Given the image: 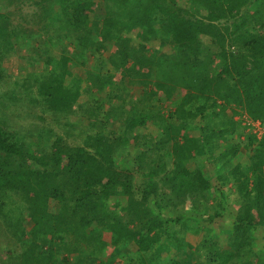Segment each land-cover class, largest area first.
I'll return each mask as SVG.
<instances>
[{"label":"trees","instance_id":"1","mask_svg":"<svg viewBox=\"0 0 264 264\" xmlns=\"http://www.w3.org/2000/svg\"><path fill=\"white\" fill-rule=\"evenodd\" d=\"M258 122L264 0H0V264H264Z\"/></svg>","mask_w":264,"mask_h":264},{"label":"rangeland","instance_id":"2","mask_svg":"<svg viewBox=\"0 0 264 264\" xmlns=\"http://www.w3.org/2000/svg\"><path fill=\"white\" fill-rule=\"evenodd\" d=\"M25 9L22 11V12H18L15 14V22L19 23L20 21H22V17H26L28 21H30L32 19V16L35 14V12H38L36 8L30 6L29 5H25ZM13 12H17L18 9L17 8H13L12 10ZM27 21V23H28ZM22 23H25V21H23ZM25 26H28L26 23L24 24ZM26 48L25 49H22V48H18L17 49V55H13L12 57H10L8 60H7V63L6 65L4 66L5 69H6V73L8 72V74L10 75H18L19 74V70H20V65H23L25 66L26 65V59H21L19 56H24V55H29L30 56V53L29 51L31 50H34L32 48H36L38 47L37 50L41 51L44 50L41 46H43V42H42V39L41 37L37 36L36 38L34 39H28L26 41ZM31 47V49H29V47ZM157 47V46H156ZM73 48H75L73 46ZM29 49V50H28ZM155 49V48H154ZM215 49V48H214ZM168 51V50H166ZM61 51L59 50H54L51 52V55L52 54H55L56 56L59 57ZM69 55H73L72 53V50L69 49ZM95 64V58L94 57H88V62H87V65L84 67V68H77L75 70V76H85L87 75L90 71H93V66ZM215 64H216V61H215ZM73 75V76H74ZM108 90L104 92L103 96H106ZM102 97V96H101ZM89 99L88 97H84L83 100H82V103H85L87 104L89 102ZM231 107H235V104H231ZM243 117V122L245 125L249 124V117L246 115V113H244V115H242L241 117L240 116H236L235 117V120L238 121L240 120L241 118ZM28 121L25 120L24 123H27ZM202 124V123H201ZM256 126L257 128L255 129L256 130V133L258 134L259 138H264V129L262 127V125L260 126L259 123H256ZM194 134L196 136H199V132L198 130H195L193 131ZM209 132V131H207ZM246 132V134H245ZM244 132V134L242 135L241 137V140L243 141H247V136L250 135L251 131L250 130H246ZM253 132V131H252ZM210 133V132H209ZM237 139L234 138V141H236ZM74 143V142H73ZM210 148H214V146H210ZM208 150H212V149H208ZM214 152V151H213ZM212 152V153H213ZM253 153V152H252ZM220 153H218L217 155H215V157L219 156ZM248 156H251V152L249 151H244L242 153H240L239 155V158L237 159L238 160V164H246V162H249L250 158ZM212 163L208 166V170H210V174H211V177H212V181L214 182L215 186L218 188H222V185H221V181L220 180H217V176L213 173V168L216 167L218 165V163L214 164L215 163V160H212L211 161ZM220 185V186H219ZM231 190V194L229 196V199L227 201H229L227 204V210L224 212V219L220 220L218 223H215L212 228L214 229V232H213V236H216L217 233H221L223 231L226 230L227 227H232L230 226L231 225V222H234L235 221V217L237 215V208L239 206V202H238V198H237V195L236 193L234 192V189L231 188V186L229 185V188ZM213 195H215V192L213 193ZM216 195H219V193H217ZM237 200V201H236ZM183 200H180V202H182ZM112 204V203H111ZM184 206L182 204H179V209L180 211H183V213L186 211L184 208ZM187 212V211H186ZM187 220V219H186ZM202 227V226H201ZM211 227V226H208V228ZM261 233L259 232V234L261 235H258L260 238H257L255 239L254 241V248L257 250V259L258 262H261L263 259H264V240L262 239V235L264 234V230H260ZM203 234V233H202ZM219 235V234H218ZM228 236H232L231 233L229 232L228 233ZM264 236V235H263ZM189 240L193 243V244H197L201 238V234L199 235H193V234H189L188 236ZM111 252V250L109 251V253ZM4 252L2 251L1 247H0V255H3ZM230 264H236V261L234 263H230Z\"/></svg>","mask_w":264,"mask_h":264},{"label":"clouds","instance_id":"3","mask_svg":"<svg viewBox=\"0 0 264 264\" xmlns=\"http://www.w3.org/2000/svg\"><path fill=\"white\" fill-rule=\"evenodd\" d=\"M258 123H259V122H258ZM259 124H260V123H259ZM255 125H256V123H255ZM260 126H261V124H260ZM256 128H257V127H255V129H256ZM255 129L253 130L254 133H256V130H255Z\"/></svg>","mask_w":264,"mask_h":264},{"label":"built area","instance_id":"4","mask_svg":"<svg viewBox=\"0 0 264 264\" xmlns=\"http://www.w3.org/2000/svg\"><path fill=\"white\" fill-rule=\"evenodd\" d=\"M255 127H257V126L255 125Z\"/></svg>","mask_w":264,"mask_h":264},{"label":"crops","instance_id":"5","mask_svg":"<svg viewBox=\"0 0 264 264\" xmlns=\"http://www.w3.org/2000/svg\"><path fill=\"white\" fill-rule=\"evenodd\" d=\"M175 257V256H174Z\"/></svg>","mask_w":264,"mask_h":264}]
</instances>
